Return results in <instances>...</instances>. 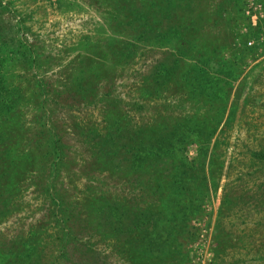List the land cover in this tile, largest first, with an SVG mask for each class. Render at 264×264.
<instances>
[{
    "label": "rangeland",
    "instance_id": "rangeland-1",
    "mask_svg": "<svg viewBox=\"0 0 264 264\" xmlns=\"http://www.w3.org/2000/svg\"><path fill=\"white\" fill-rule=\"evenodd\" d=\"M125 1L0 0V61L5 64L0 72L12 76L6 89L22 93L19 109L23 132L32 129L27 136L35 139L36 132L44 136L53 125L70 148V166L62 171L56 188L65 196L62 208L46 197L39 182L29 181L28 174L35 175L33 170H27L16 186L20 191L0 201V264L14 262L19 249L28 251L25 258L31 252L29 242L39 245L41 251L29 264H134L132 255L126 254L128 249H147L135 233L131 234L136 225L148 223V218L137 215L143 204L135 190L145 186L147 205L156 193L152 186L162 182L166 187L164 179L182 163L194 162L199 173V163L205 162L197 153L201 140L186 136V140L194 139V145L164 158L158 153L159 146L153 151L160 157H151L152 151L145 147L132 183L124 185L126 194L133 188L138 197L128 198L136 210L125 218L122 229L106 234L105 222L95 220V214L86 210L96 204L89 199L88 188L99 184L98 171L91 167L94 160L89 147L94 143L93 128L104 127L105 113L103 106L86 105L82 93L85 88H94L101 95L109 91L105 88H113L111 95L119 103L114 120L125 118L121 116L125 113L126 125L142 126L161 141L166 130L188 125L191 108L178 101L175 88L178 79L188 77L182 67L187 58L179 60L173 76L159 88L153 87L154 73L160 62L176 58L182 38L194 37H198L192 43L196 51L191 55L200 60L209 57L210 76L220 77L224 91H231L226 100L210 103L223 108L225 115L214 135L211 131L217 111L204 119L196 117L198 121L207 119L208 130L202 136L212 140L204 146L210 149L207 162L219 140L215 152L220 165L216 171L219 188L214 190L209 184L203 186L204 190L199 187V192L189 184L187 192L181 185L166 191L169 193L159 199L165 220L145 243L151 248L169 241L179 245L168 258L160 259L161 264H264L259 258L264 257V197L259 193L264 188V175L259 166L251 168L250 157L251 151L264 148V0H173L172 12L169 9L165 19L156 22L157 33L177 29L181 39L165 37L159 45L144 43L139 21L133 22L140 15L145 19L143 11L156 0H128L133 9L126 12L127 19L115 8ZM142 1L146 3L144 8L140 6ZM115 49H122L119 56L125 54L131 60L126 64L115 62ZM92 60L94 63L89 62ZM96 62L106 65L99 74L109 72L110 79L88 86L76 78L81 70L88 76L98 73ZM42 90L62 95L55 102L49 98L43 102L38 97ZM129 105H135V109ZM181 132L171 136L182 139ZM115 138L120 143L121 137L115 134ZM242 176L243 181L239 180ZM113 179L106 184L115 189L123 186L117 176ZM230 197L236 201L229 203ZM118 198L123 202L122 194ZM64 217L70 218L69 230L78 241H68ZM218 236L226 244L221 245ZM81 244L82 250L78 249Z\"/></svg>",
    "mask_w": 264,
    "mask_h": 264
},
{
    "label": "trees",
    "instance_id": "trees-1",
    "mask_svg": "<svg viewBox=\"0 0 264 264\" xmlns=\"http://www.w3.org/2000/svg\"><path fill=\"white\" fill-rule=\"evenodd\" d=\"M172 2L173 0H156L152 5H147L148 11H143L146 16L145 19L140 15L133 21L134 24L137 20L139 21L137 23L144 43L154 42L153 45H159L161 40L169 36H172L173 39H181L177 29H167L166 34H168V36L166 34L162 35L161 33H157L158 27L156 26V22L160 21V19H165L169 9L172 12ZM142 4L143 5L140 4L141 7H146L145 1H142ZM115 8L126 18V12L133 9V4L126 0L122 4L115 5ZM118 21L119 19L117 20V23ZM197 38L198 37H194L185 40L182 38L179 41V46L176 48V58L169 62H160L158 67H156L153 87L159 88L162 82H166L171 76H173L175 72L173 69L178 65L179 60H182L183 57L187 58V61L185 60L182 67L187 69L188 77L183 76L178 79L180 81L175 84V88L178 101H180L181 104H187V106H190L191 108V113H189V116L187 117L186 124L188 125L183 126V124H179L172 127V130H162L165 131L163 133L166 135L162 136L161 141H157L159 136L156 133L148 129H143L142 126L137 127L130 123L126 125L125 113L121 114V116L125 118L121 119L119 117L118 121L114 120L116 111H118V107L116 106L119 103L118 98L111 95L113 88H105V90L109 91H105V93H102L101 95L98 93L99 89L97 91L94 88H85L82 93L86 105L91 104L103 106L105 113L103 114L104 127L99 129V125H97V127L93 128V131L95 132V137L93 139L94 143L89 147L91 149V156L94 160L91 167L92 170L98 171L97 179H99V184L88 188L90 191L89 199L94 200L96 204L93 205L92 210H86L92 211V213L95 214V220L98 221L99 219L100 221L105 222L107 228L106 234L108 232H114L115 229L116 231L122 229L125 218L128 215L133 214L136 210L128 198L132 197L133 200L138 198L135 196V191L136 193L141 194V197L138 200L143 206L140 208L137 215L148 218V223L147 225L144 223L136 225L131 231V234L135 233L137 237L141 239L139 243L144 244V246L146 245L147 249L144 251L143 249H128L126 254L129 252L132 255L131 260L134 264H161L160 259L168 258L173 251L178 250L179 245L175 242L171 243V241L153 245V248L145 243L150 235L155 234L156 226H160L165 220V213L163 207L161 209L159 199L162 196L164 198V196L169 193L166 191L176 188L179 189L181 188L179 187L181 185L182 189L187 192L188 189L186 186L189 184H194L199 192H201L199 187H203L204 185L206 187L210 184L214 187V190L219 188L216 171L218 169L217 166L220 167V165L215 159V152H217L216 149L219 140L217 138L216 144H214L210 154L209 161L207 162L206 159L209 155L208 150L210 149L204 146L208 143L210 144L212 141L208 140V137L207 139L202 137L208 130L207 119L198 121L196 117L207 118L210 116L208 115L209 113L217 111L215 117L216 125L214 130L212 129L213 131H211V135H214L218 128H220L225 115H223V108H216L210 103H218L224 98L226 100V98L231 95V91H224L226 88L224 86V81H221L220 77L210 76L209 57L200 60L191 55L196 51L192 47V43H195ZM120 51L121 52L115 49L117 55L114 57V61L119 62L120 64H126L131 58L125 56V54L120 57V53L124 52L122 49H120ZM89 62H93V60ZM95 64L98 73L95 72L93 75L88 76V74H84V70H81L76 78L82 80V83L86 81L88 86H93L97 82H103V80L110 79L109 72L104 73L102 76L99 74L104 72L103 70L106 68V65L102 62H96ZM1 68L5 69V64H2L0 61V69ZM192 73H195V75H192ZM11 78L12 76L9 73H6V71L0 72V201L3 197L11 198L13 194L20 191L21 187L16 186L19 185V182L27 173V170H33L35 175L33 173L28 174V176H30L29 181L39 182V186L43 189V193L46 197L51 201H56L59 208H62L63 205H65V196L63 197L60 195L56 191V188L58 187V181L62 171L68 170L70 166L68 158L70 148L67 146L64 136H62L59 133L60 131L57 128H54L53 125L50 126V133H45L44 136H41L42 133L36 132L37 138L35 137V139H30L27 136V132H30L32 129L27 128L28 131L23 132L24 129L21 126L20 119L21 111L19 109V104L23 97L19 89H14L16 91L6 89ZM75 85H79V82H76ZM34 95L35 100L39 101L35 93L32 94V96ZM61 95L62 93L59 91H52L49 93L42 90L38 97H40L43 102L46 98L55 102V100H58ZM129 106L133 110L135 109V105ZM190 115L192 116L190 117ZM230 123L231 122H228V124H226L229 125ZM180 130H183V132L179 133V136H181L182 139H173L171 135L177 134ZM115 134L118 135V137H121V139H119L120 143L118 142V139L115 138ZM221 134L223 135V133H220V135ZM186 136L201 140V143L199 141L200 144L197 147V153L199 154L200 152V155L205 162L199 163V173H197V169H194L195 166L197 167V164L194 162L193 165L182 163L180 167H177L172 172L169 178L164 179L166 187L162 182L156 183L152 186L156 190V193L148 203L149 205H146L144 199V192L146 190L145 186L138 187L135 191L131 188L128 194L125 193L128 188H124V185H126V183H132L135 171L139 169L138 163L139 160L142 159L141 153L145 147H147V149L150 148L152 151L151 153L149 151L151 157L163 156L164 158L165 156L173 155L178 149L186 150L189 145H194V139L191 141L186 140V138H184ZM201 145H203V147H201ZM157 146H159V149L156 148ZM155 149L158 150L160 156L156 151H153ZM204 150L206 151L205 153ZM251 152V168L255 165L259 166L260 172L264 175V148L256 152ZM120 156L122 159H120ZM206 172L209 174V177ZM198 174L200 175L198 176ZM116 176L123 184L119 189H115L114 186L106 184L105 182L116 178ZM239 178V180L243 181V176ZM140 185L142 186L144 183H140ZM118 190L119 192L116 193ZM202 190H204V187ZM259 193L261 194V197H264V188ZM121 194L124 199L123 202L118 201V197L121 196ZM235 201L236 198L231 197L228 200L229 203H234ZM62 221H64L65 226H67L68 229L67 233L65 232L68 241H78V238L74 236L73 231L69 230L70 218L64 217L62 218ZM60 223L61 221H57V224L60 225ZM95 226L100 228L96 223ZM219 239L220 236H218L217 241H219ZM83 244L79 245L78 249L82 250ZM220 244H226L222 238L220 239ZM29 245L31 252L26 254L25 258H23V255L28 251L23 252V249H19L14 254V262L11 261L10 264H29L31 260H33V256L37 260L41 253V251H38L39 245H33L32 242H29ZM156 248H158L157 251H155ZM140 251H143L144 255L139 257ZM90 252L93 253L92 250H90ZM147 258H157L159 261H153L151 259L147 260ZM259 258L264 259L263 256Z\"/></svg>",
    "mask_w": 264,
    "mask_h": 264
}]
</instances>
